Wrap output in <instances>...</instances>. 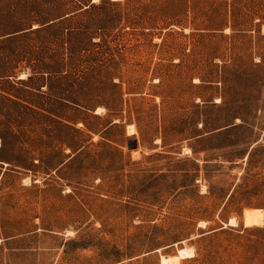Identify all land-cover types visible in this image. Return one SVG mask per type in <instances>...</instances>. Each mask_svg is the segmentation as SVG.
<instances>
[{"label":"rangeland","instance_id":"obj_1","mask_svg":"<svg viewBox=\"0 0 264 264\" xmlns=\"http://www.w3.org/2000/svg\"><path fill=\"white\" fill-rule=\"evenodd\" d=\"M181 250L264 264V0H0V264Z\"/></svg>","mask_w":264,"mask_h":264},{"label":"bare ground","instance_id":"obj_2","mask_svg":"<svg viewBox=\"0 0 264 264\" xmlns=\"http://www.w3.org/2000/svg\"><path fill=\"white\" fill-rule=\"evenodd\" d=\"M260 217H263L262 210H246L245 211V225L249 226V225H253L255 223L261 222L260 221ZM229 224L230 225H236L237 224L236 223V219H231ZM184 254H185L184 250H181L179 256H176V257H163L162 260H161V264L177 263L178 259L183 257Z\"/></svg>","mask_w":264,"mask_h":264},{"label":"trees","instance_id":"obj_3","mask_svg":"<svg viewBox=\"0 0 264 264\" xmlns=\"http://www.w3.org/2000/svg\"><path fill=\"white\" fill-rule=\"evenodd\" d=\"M233 198H234V192H231L228 194L227 201L234 200Z\"/></svg>","mask_w":264,"mask_h":264}]
</instances>
